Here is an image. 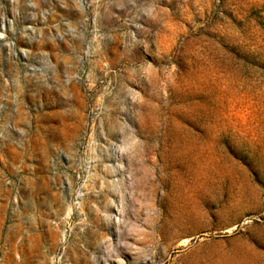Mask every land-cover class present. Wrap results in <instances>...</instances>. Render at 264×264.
<instances>
[{
	"label": "rangeland",
	"instance_id": "obj_1",
	"mask_svg": "<svg viewBox=\"0 0 264 264\" xmlns=\"http://www.w3.org/2000/svg\"><path fill=\"white\" fill-rule=\"evenodd\" d=\"M0 264H264V0H0Z\"/></svg>",
	"mask_w": 264,
	"mask_h": 264
}]
</instances>
